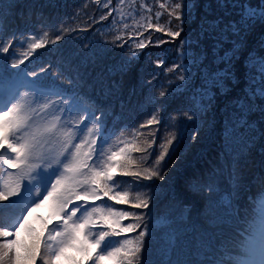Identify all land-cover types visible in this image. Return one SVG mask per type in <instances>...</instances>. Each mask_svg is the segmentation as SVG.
<instances>
[{
    "label": "snow or ice",
    "instance_id": "6c2138e0",
    "mask_svg": "<svg viewBox=\"0 0 264 264\" xmlns=\"http://www.w3.org/2000/svg\"><path fill=\"white\" fill-rule=\"evenodd\" d=\"M93 2L106 10L99 17L101 21L112 18L113 24H124L112 43L128 46L129 54L118 68L110 69L121 73L129 71L151 45V39L146 43L144 38L148 30L163 32L175 41L181 36L183 25L194 20L196 10L201 7L199 0H178L171 5L167 0L163 3L156 0L161 10L155 12L157 23L154 24L151 15H143L155 6L148 0H139V12L135 0L130 11L124 10L126 0ZM213 4L217 14H213ZM202 7L204 15L195 40L199 55L186 64L184 60L193 41L180 39L179 52L184 59L167 72L179 70L177 80L183 83L176 87L182 89L181 95L194 88L190 97L193 107L202 108L240 83L237 64L242 63L244 86L226 105V111L231 109L225 121L227 139L242 135V129H251V113L258 111L264 118V54H261L264 35L259 37L257 47L244 55L249 35L257 24L264 25V0H209ZM165 12L169 25L173 19L179 22L176 30L158 23ZM136 15H141V20H136ZM128 19L133 21L131 25L124 23ZM143 21H147L146 27ZM3 28L4 21L0 18V29ZM68 31L63 29L55 34L51 43L61 41ZM204 39L211 41L206 48L201 46ZM16 43V33H10L5 40L0 31V53L14 51ZM43 46L40 40L29 44L28 50L21 54L23 59L15 58L14 53L10 69L0 63V264H149L146 254L154 230L143 224V213L116 205L132 209L149 207L155 195L137 192L133 197L131 191L145 180L165 179L160 165L178 137L171 133V138L159 145L161 151L152 161L157 132L145 134L142 129L161 123L156 112L138 128H132L129 138L125 136L129 131L127 126L119 132L109 127L107 109L66 92L61 83L62 66L57 65L53 70L54 66L48 64L40 67L39 72L13 71ZM154 63L153 72L165 61L158 58ZM78 82L68 79L70 86ZM169 94L170 89L165 88L157 95L165 98ZM151 103L161 105L157 112L162 110L163 101L153 98ZM183 117L193 119L189 112H184ZM140 137L144 139L141 141ZM133 153L141 154L138 161ZM126 177L131 179L124 180ZM230 180L233 186L224 190L223 195L211 177L194 185L205 194L206 217L215 218V210L225 201L231 209L241 185L235 171ZM125 184L131 186V191L123 190ZM42 207L47 208V216L37 212ZM247 215L250 222L245 234L222 240L219 248L213 250L212 259L182 264H264V177L259 178ZM128 220L133 222L124 223ZM158 220L161 227L171 228L170 213L161 214ZM137 229L141 230L133 239L112 240ZM167 244L170 248L195 249L197 253L207 246L203 234L189 239L179 228L172 229Z\"/></svg>",
    "mask_w": 264,
    "mask_h": 264
},
{
    "label": "rangeland",
    "instance_id": "374dc122",
    "mask_svg": "<svg viewBox=\"0 0 264 264\" xmlns=\"http://www.w3.org/2000/svg\"><path fill=\"white\" fill-rule=\"evenodd\" d=\"M61 1L65 2L64 5L58 0H54V7H59V11L54 14L52 25L48 26L51 32L45 35L42 28H35L34 31H30L28 34H26V31H18L19 34H17V43L14 45V51L10 49L9 53H0V56L4 58L0 60V63L6 64L10 69L14 53L15 58L23 59L21 54L28 50V45L40 40L44 43V46L34 50L33 55L25 60L31 62L29 68L27 64L23 63L18 71L39 72L40 67L48 64L54 66L53 70H55L57 65L62 66L64 77L61 83L66 92L78 94L82 98H89L92 101L95 100L98 105L107 109L109 127H115L117 132H119L121 128L127 126L129 131L125 132V136L129 138H131L130 130L132 128H138L139 125L145 123L156 112L161 123L142 129L145 134L148 131L157 132V140L154 145L155 152L151 156V160L155 161L161 151L159 145L166 139L171 138V133L175 132L178 137L177 140L173 141V145L170 146L168 154L160 165L163 169L161 174L165 176V179L145 180L137 186L135 191H131V186L125 184L123 190L131 191L133 197L137 192L142 195H155L156 199L149 204L148 208L132 209L125 205H116V207L143 213V224L154 230L146 254L149 264H169L175 257L176 262H181V264L184 261L212 259L213 250L219 248L222 240L236 237L238 232L242 235V231L245 229L246 212L240 211L238 205L242 202V195L249 179V176H245V174H252L254 167L244 165L245 167L237 172L239 169L237 161L244 159V156L246 158L252 156V152L255 150L261 152L260 145L264 143V140L260 145H257V139L253 141L256 134L255 130L262 119L258 111L251 113L249 116V121L252 124L251 129L247 131L242 129V135L237 134L227 139L225 136V121L229 118V112L231 111V109L226 111V105L232 97L240 93V89L244 86V68L242 63L237 64V75L240 77V83L227 95H218L211 104H207L202 108L199 106L193 107L190 97L194 88H189L187 92L181 95L182 89L176 87V85L183 83L177 80L180 74L179 70L174 73L167 72V69L171 68L174 63H180L184 59L179 52L180 39H191L193 41L188 50L187 59L184 60L186 64L199 55L200 48L196 46L195 40L200 31V18L204 15L202 6L209 0H199L201 7L196 10L195 19L189 20L183 25V32L175 41H172L171 37H168L163 32L148 30L144 38L146 43L151 39V45L144 50L138 62L126 73L110 71V69L118 68L124 57L129 54L128 46L118 47L117 44L112 43L114 37L120 34L119 30L123 29L124 24H113L112 18L101 21L99 17L105 15L106 10L93 2V0ZM160 2L163 3L165 0H160ZM174 2H178V0H167L170 5ZM132 3L133 0H126L124 10L130 11ZM148 3L155 6L150 13L144 12L143 15H151L153 17L151 22L155 24L157 23L155 12L161 9L156 4V0H148ZM135 7L139 12V0H135ZM212 11L213 14H217L215 4L212 6ZM135 19L141 20V15H136ZM168 20L169 17L165 12L158 23L165 28L171 26L173 30H176L179 22L173 19L171 25H169ZM143 22L146 27L147 21ZM124 23L131 25L133 21L128 19ZM63 29H68L69 31L64 34V38L61 41L52 44L51 41L55 39V34L62 33ZM0 31H3L5 40L8 39L10 33H16L12 31L9 25L0 29ZM257 31L258 27L256 25L248 37L247 49L244 55H247L248 50L257 47L258 39L252 44V47H249L253 34ZM160 41H165V43H159ZM51 44L54 45V53L51 47H45ZM210 44L211 41L208 39L201 41L202 47L206 48ZM41 50L43 52L40 54L39 51ZM158 58H162L165 63L159 70L153 72V69H155L154 61ZM193 72H195V68H193ZM153 75L156 76V79H152ZM80 77L82 79H79ZM69 78L73 81L79 80V82L70 86L68 83ZM41 79H44V75L41 76ZM168 81L173 83L168 84ZM195 83H199L198 78ZM165 88L170 89V94L165 98L159 97L157 95L158 92L165 90ZM21 90L24 91L26 89ZM66 98H70V96ZM153 98L163 101L161 111L157 112V109L161 108L160 104L151 103ZM116 99L124 101V105ZM184 112H189L190 115H193V119L184 118ZM173 116H177L179 119L173 120ZM263 134L264 131L261 135ZM139 139L142 141L144 137ZM262 139H264V135ZM208 142L213 146V151L219 154V156H216L218 157L217 159L214 156L215 166L209 172L208 177L217 182L221 189V194L223 195L224 190L233 186L230 180L233 171L239 176L241 185L239 194L232 201L231 209H229L228 203L225 201L224 204L215 210V218L205 216L207 201L205 194L198 192L196 187H194L197 181L185 185L186 181L179 176V172L192 158V155H197ZM251 149L252 151H249ZM190 150L195 152L188 153ZM140 155V153H133L137 161ZM221 157L229 160L231 164L227 167L224 161H220ZM144 166L151 167V165ZM226 167L227 169L224 171L223 169ZM123 179L130 180L131 178L126 177ZM180 183L187 187H182ZM173 184L179 191L194 199H191L188 205H184L179 200L172 201L173 192L169 191L165 200L159 202V199L170 187L174 188ZM44 211H48L46 207L37 210L38 213L43 212L41 216H47L48 214L45 215ZM165 212L170 213L171 228H163L159 224L158 218ZM129 222L133 221H124V223ZM34 223L39 224V221L34 220ZM174 228H179L181 232L187 233L189 239L203 234L207 246L201 248L199 253L195 249L187 247L170 248L167 244L168 235ZM193 228L196 229L195 232ZM140 230L137 229L134 233L123 234L122 237H113L112 240L115 242L122 238L133 239ZM113 246H116V244L113 243Z\"/></svg>",
    "mask_w": 264,
    "mask_h": 264
},
{
    "label": "trees",
    "instance_id": "16d2710c",
    "mask_svg": "<svg viewBox=\"0 0 264 264\" xmlns=\"http://www.w3.org/2000/svg\"><path fill=\"white\" fill-rule=\"evenodd\" d=\"M58 1L62 5H64L65 3L61 0ZM58 11H59V7L58 8L54 7V0H0V18H3L4 27L6 28V25H9V27L12 29L13 32H14L13 27L15 28L17 27L16 29L17 31L20 32L26 31V34H28L30 33V31H34L35 28L39 27L37 22H35V20H40L42 21V23L50 24V25L45 24L46 25L45 27H41L45 33H49L51 32V30L48 26L52 25L54 14L57 13ZM257 27H258V31L253 34V39L251 40L249 47H252L253 46L252 44L255 43V41L259 39L261 35H264V25L257 24ZM51 45L45 47H51L54 53V45L52 46ZM42 52L43 50L39 51L40 54ZM2 59H4L3 56H0V60ZM24 64L25 65L27 64L29 68L31 62L25 61ZM22 65H20L18 69H15V71H18L22 67ZM116 100L122 102L124 105V101H122L121 99H116ZM94 102L98 104L95 100ZM263 131H264V119L262 118L258 123L257 129L255 130L256 132V134L254 135L255 137L253 136L254 137L253 141L256 139L258 140L257 145H260L261 142L264 140L262 139L264 134L261 135ZM260 146H261L260 150H262L261 152L255 150L252 152V156L247 158L246 156H244V159H241L239 162L237 161V165L239 166L237 172L240 171L243 167H245L244 165H248L249 167L250 166L254 167V172L252 174L249 173L245 174V176H249V179L242 195V202L238 205V209L240 211H242L243 213L244 211L246 212V219L244 223L245 227H247L250 222V216L247 215V211L249 209V206L251 205V196L257 192L259 178L264 177V143L261 144ZM213 149H214L213 146L210 144V142H208L202 148V150L199 151L197 155H192V158L179 172L180 178L182 179L184 178V180L186 181L185 185L192 184L195 181H199V180L204 181L209 179L208 177L209 172L215 166L214 156L216 159L218 158L216 156H219V154L215 153ZM249 151H252V149ZM193 152L195 151L190 150L188 153H193ZM220 161L221 162L224 161L227 164V167L231 164V162L224 157H221ZM227 167L224 168L223 170L225 171ZM180 185H182V187H187V186H183L184 184L181 183ZM169 191L173 192L171 197L172 201L179 200L184 205L185 204L188 205V202L191 199H194L192 197L186 196L183 192L179 191L177 187L174 185V188L170 187L165 192V194L159 199V202L165 200ZM39 214L42 215L43 212H39ZM242 234H245V229L242 231ZM171 262H176V257L173 258Z\"/></svg>",
    "mask_w": 264,
    "mask_h": 264
},
{
    "label": "bare ground",
    "instance_id": "6f19581e",
    "mask_svg": "<svg viewBox=\"0 0 264 264\" xmlns=\"http://www.w3.org/2000/svg\"><path fill=\"white\" fill-rule=\"evenodd\" d=\"M35 22H37V24H38V26L39 27H37V28H41V27H45L47 24L46 23H42V21H40V20H35ZM46 24V25H45ZM17 29V27L15 28V27H13V30L15 31ZM16 32V34H19L18 33V31L16 30L15 31ZM238 237H240V235H237Z\"/></svg>",
    "mask_w": 264,
    "mask_h": 264
}]
</instances>
